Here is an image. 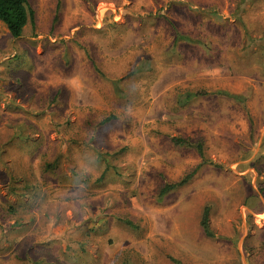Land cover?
I'll list each match as a JSON object with an SVG mask.
<instances>
[{
  "label": "rangeland",
  "instance_id": "rangeland-1",
  "mask_svg": "<svg viewBox=\"0 0 264 264\" xmlns=\"http://www.w3.org/2000/svg\"><path fill=\"white\" fill-rule=\"evenodd\" d=\"M29 5L0 21V264H264V0Z\"/></svg>",
  "mask_w": 264,
  "mask_h": 264
},
{
  "label": "trees",
  "instance_id": "trees-1",
  "mask_svg": "<svg viewBox=\"0 0 264 264\" xmlns=\"http://www.w3.org/2000/svg\"><path fill=\"white\" fill-rule=\"evenodd\" d=\"M0 21L7 26L11 36L14 39H20L29 23H34V11L29 5V0H0ZM205 94L206 93H195L188 96V98L191 100L194 97H200ZM174 142L178 145L196 148L199 151L201 157L205 159L203 147L200 143H193L189 140L181 138H175ZM192 177L193 175H190L179 184L167 186L162 190L161 196L168 194L178 186L185 185ZM202 227L207 236H213L211 226L209 224V210H206L205 212Z\"/></svg>",
  "mask_w": 264,
  "mask_h": 264
}]
</instances>
